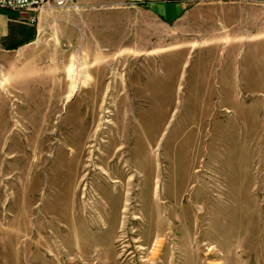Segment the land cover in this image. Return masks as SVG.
Wrapping results in <instances>:
<instances>
[{
    "label": "rangeland",
    "instance_id": "obj_1",
    "mask_svg": "<svg viewBox=\"0 0 264 264\" xmlns=\"http://www.w3.org/2000/svg\"><path fill=\"white\" fill-rule=\"evenodd\" d=\"M82 1L0 50V264H264V4L129 7L101 38ZM109 123L128 184L81 169Z\"/></svg>",
    "mask_w": 264,
    "mask_h": 264
},
{
    "label": "crops",
    "instance_id": "obj_2",
    "mask_svg": "<svg viewBox=\"0 0 264 264\" xmlns=\"http://www.w3.org/2000/svg\"><path fill=\"white\" fill-rule=\"evenodd\" d=\"M82 1V0H81ZM194 0H89L90 8L75 10L82 20L80 24H88L86 20L89 18V26L91 29H98L100 36L103 35V29L106 28L108 34L109 29L123 26L124 23L117 21L114 18L119 17V13H126L130 7L141 9L145 13V26L151 28L153 25L166 28L175 25L179 22L185 14L192 8ZM230 2L244 1V0H228ZM264 4V0H249ZM87 1H82V4ZM64 12V13H63ZM66 11L52 12L53 15L48 19L59 17L62 18L66 15ZM55 14V15H54ZM58 14V15H57ZM38 24L30 22V18L36 16ZM73 17V16H71ZM41 18L46 19L42 15V10L37 13L36 11H17L4 9L0 7V50L5 52H17L23 50L27 46L34 43L39 35V22ZM86 19V20H85ZM50 21V20H48ZM43 21L42 30H46L51 22ZM102 38V36H101ZM108 47V46H107ZM109 48H112L110 46Z\"/></svg>",
    "mask_w": 264,
    "mask_h": 264
},
{
    "label": "bare ground",
    "instance_id": "obj_3",
    "mask_svg": "<svg viewBox=\"0 0 264 264\" xmlns=\"http://www.w3.org/2000/svg\"><path fill=\"white\" fill-rule=\"evenodd\" d=\"M83 75L85 76V74ZM75 89L76 88L72 86L70 91L66 94L67 99L72 96ZM104 121L108 120L105 119ZM94 134L95 136H90L83 148L82 172L85 174L92 173V175H97L98 177H101V181H105V178H110L111 182L116 184H123V179L127 177L125 183L128 184L130 182L129 178L131 177V174L127 171V164L123 162V157H119L122 151L120 145L126 138L125 127L109 123L106 127L101 129L96 128ZM113 154L114 157L112 156ZM122 173L124 174V177H122ZM144 175L146 174H143V176Z\"/></svg>",
    "mask_w": 264,
    "mask_h": 264
},
{
    "label": "built area",
    "instance_id": "obj_4",
    "mask_svg": "<svg viewBox=\"0 0 264 264\" xmlns=\"http://www.w3.org/2000/svg\"><path fill=\"white\" fill-rule=\"evenodd\" d=\"M81 0H0V7L10 10L37 11L43 6L54 5L61 8L80 6ZM31 22L36 21V17L30 18Z\"/></svg>",
    "mask_w": 264,
    "mask_h": 264
}]
</instances>
